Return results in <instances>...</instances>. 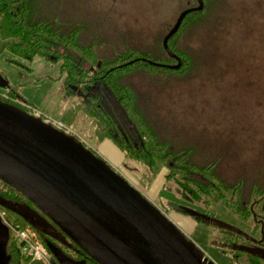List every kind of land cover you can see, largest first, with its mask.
<instances>
[{
    "label": "trees",
    "instance_id": "obj_1",
    "mask_svg": "<svg viewBox=\"0 0 264 264\" xmlns=\"http://www.w3.org/2000/svg\"><path fill=\"white\" fill-rule=\"evenodd\" d=\"M203 2L199 10L194 9L199 0H147L142 15H132L129 9L121 15V0H0L1 49L26 59L39 55L57 63L65 95L78 97L80 112L93 123L97 138L110 139L151 175L165 171V178L175 181L179 201L171 200L172 208L196 219L200 215L209 219L208 208L220 202L241 220L252 219L250 231L219 224L218 247L232 257L233 264H264V140L248 152L247 140L223 136L229 131L200 133L190 129L198 138H190L191 134L182 138L173 125L162 126L156 113L164 120L168 117L149 100L151 89L170 94L180 88H170L177 81L190 87L192 94L196 89L213 88L211 76L222 71L223 58L229 55L235 59L233 75L241 77L242 86L262 90L264 77H245L238 60L241 54L244 59L248 57L250 47L243 46L242 53L236 54L234 47L225 43L230 32L235 35L241 28L231 24L233 19H241L232 1ZM108 5L117 18L109 16ZM188 8L191 11L168 40L169 49L182 60L180 68L173 69L168 65L176 64L177 59L163 40ZM206 33L208 40H203ZM215 39L223 42L209 44ZM205 80L208 83H202ZM229 82L228 78L226 85ZM251 91L239 95L244 107V100L253 94L258 95L260 104L264 101V91ZM0 99L20 109L33 106L12 88L0 94ZM181 102L186 104L184 97ZM195 202L203 208L199 216L189 206ZM0 208L11 221L34 228L54 264H63L61 257L75 264H100L30 199L1 179ZM31 215L36 217V224ZM4 252L5 264H43L26 255L14 237Z\"/></svg>",
    "mask_w": 264,
    "mask_h": 264
},
{
    "label": "rangeland",
    "instance_id": "obj_2",
    "mask_svg": "<svg viewBox=\"0 0 264 264\" xmlns=\"http://www.w3.org/2000/svg\"><path fill=\"white\" fill-rule=\"evenodd\" d=\"M229 1H232L234 9L238 10L234 13L241 15L240 20L233 19L231 24L241 28L235 35L230 32L227 38L225 36V43L232 45L236 54L242 53L243 46L252 49H249L247 58L244 59V55L241 54L238 60L242 70L245 71V77L260 79L264 77V0ZM121 2V15L128 9L132 11V15L145 13L147 0H121ZM107 7L109 16L117 18L112 7L109 5ZM163 7H160V10ZM228 28L230 29V26ZM203 32L204 30L201 31ZM199 34L198 41L201 40ZM203 40H208L207 33ZM220 42L223 40L215 39L209 44ZM1 44L0 37V74L2 80L7 83L0 82V94L5 95L11 88L17 90L33 105L31 108L21 106L23 110L72 137L104 160L108 166L121 173L136 188L142 190L176 225L190 234L191 239L215 264H233L232 257L223 254L218 247L217 226L228 224L243 231H250L253 225L252 219L241 220L220 202L208 208L209 219L200 215L203 208L199 202L189 203L192 213L200 215L198 219L192 214H184L172 208L170 201L179 199L175 181L167 180L165 171L156 176L151 175L143 164L126 157L110 139L99 140L91 120L80 112L78 97L65 95L64 82L57 63L47 61L39 55L31 60L19 57L8 49H1ZM227 47L224 45L225 49ZM231 53L234 55L233 52ZM234 60L230 55L226 59L223 58V62L219 59L224 63V67L220 69L222 70L220 73L211 76L214 78V86L211 89H196L192 94L190 87H184L181 81L175 82L174 86L170 87H180L171 90L170 94L163 90L151 89L150 103L153 107H157L162 116L168 117V120H164L158 112L156 113L162 126L173 125L175 133L180 130L179 136L182 138L190 134V138L197 137L190 129H197L200 133L229 131L230 134L227 132L223 135L226 139L229 140L230 135L243 138L249 144L248 152H253L256 143L260 144L264 140V101L260 104L258 95L253 94L244 100L245 107L240 102L239 99L245 91L251 90L242 86L241 77H234V71L231 70ZM228 78L230 82L226 85L225 81L228 82ZM202 83H208V80ZM260 87L262 90L251 92H263L264 85L261 84ZM180 93L183 94L181 98L184 97L186 104L181 102V98L179 99ZM167 97L170 99L168 103ZM260 117L262 118L259 119Z\"/></svg>",
    "mask_w": 264,
    "mask_h": 264
},
{
    "label": "water",
    "instance_id": "obj_3",
    "mask_svg": "<svg viewBox=\"0 0 264 264\" xmlns=\"http://www.w3.org/2000/svg\"><path fill=\"white\" fill-rule=\"evenodd\" d=\"M203 0L194 9L202 10ZM191 8L163 43L169 49ZM154 64H160L154 62ZM163 65V64H161ZM167 66V65H165ZM0 82L7 84L2 80ZM0 179L23 193L100 264H215L160 208L91 150L0 99ZM9 241L0 219V264ZM63 264H75L60 258Z\"/></svg>",
    "mask_w": 264,
    "mask_h": 264
},
{
    "label": "built area",
    "instance_id": "obj_4",
    "mask_svg": "<svg viewBox=\"0 0 264 264\" xmlns=\"http://www.w3.org/2000/svg\"><path fill=\"white\" fill-rule=\"evenodd\" d=\"M0 217L9 227L11 235L21 243L22 250L26 255L42 261L43 264H53L48 249L40 242L31 226L23 227L19 223L11 221L2 209H0Z\"/></svg>",
    "mask_w": 264,
    "mask_h": 264
},
{
    "label": "flooded vegetation",
    "instance_id": "obj_5",
    "mask_svg": "<svg viewBox=\"0 0 264 264\" xmlns=\"http://www.w3.org/2000/svg\"><path fill=\"white\" fill-rule=\"evenodd\" d=\"M6 204L8 205V202H6ZM31 217V219L33 220V222L36 224L37 223V219H36V217H34L33 215H31L30 216ZM0 219H1V217H0ZM8 228V227H7ZM8 231H9V239L11 238V234H10V230H9V228H8Z\"/></svg>",
    "mask_w": 264,
    "mask_h": 264
}]
</instances>
